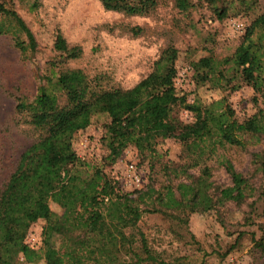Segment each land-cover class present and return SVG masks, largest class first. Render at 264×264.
Instances as JSON below:
<instances>
[{
    "label": "trees",
    "instance_id": "16d2710c",
    "mask_svg": "<svg viewBox=\"0 0 264 264\" xmlns=\"http://www.w3.org/2000/svg\"><path fill=\"white\" fill-rule=\"evenodd\" d=\"M20 1L28 10L39 6L38 0ZM195 1L206 3L219 20L226 18L231 8L228 0ZM98 2L105 10L144 15L157 0ZM131 31L136 35L140 29ZM1 34L10 35L22 54L35 49L31 30L4 0H0ZM52 48L57 58L48 63V72L42 75L34 96L29 101L20 98L16 104L37 136L18 156L0 190V264H18L20 258L44 264H168L148 247L138 229L145 215L160 214L183 223L191 213L208 212L228 202L239 205L251 196L247 179L217 150L244 148L245 138L264 139V12L245 28L230 56L216 59L206 54L191 61L195 84L207 81L211 87L229 92L242 85L251 89L256 111L242 120L225 97L188 103L183 95H172L166 105L135 114L145 99L172 90L178 72L173 46L161 49L154 69L126 89L95 86L82 69L62 67L66 60L79 58L81 48L68 45L59 33ZM175 105L191 112L192 120L184 122L173 115ZM98 114L108 119L101 136L106 149L103 164L90 163L69 151L74 133L88 127ZM167 138L179 144V158L187 169L178 181L158 187L147 183L126 192L104 168L107 164L110 170L115 169L127 147L142 159L151 157L156 144ZM252 156L264 169V143ZM213 158L229 175V184L214 185L210 180L207 163ZM80 166L90 171L79 170ZM54 182L58 186L49 193L48 201L57 205L59 212L40 200L44 189ZM37 221L42 224L39 244L34 247L26 242V236ZM253 246L264 254L261 239L253 241Z\"/></svg>",
    "mask_w": 264,
    "mask_h": 264
},
{
    "label": "rangeland",
    "instance_id": "374dc122",
    "mask_svg": "<svg viewBox=\"0 0 264 264\" xmlns=\"http://www.w3.org/2000/svg\"><path fill=\"white\" fill-rule=\"evenodd\" d=\"M38 2L36 9L28 10L20 0H4L31 30L35 49L22 54L13 46L10 35H0V190L13 172L18 156L37 136L25 116L16 110V104L20 98L32 99L42 75L48 72V63L57 58L52 48L56 33L68 45L81 48L80 57L66 60L62 67L82 69L94 79L92 84L101 88H129L154 69L161 49L173 46L177 50L178 72L172 90L145 99L135 114L166 105L172 95H183L188 103L195 99L208 103L225 97L239 120L256 111L252 91L247 86L229 92L213 88L207 81L195 84L191 61L206 54L216 59L230 56L245 28L264 12V0H228L231 8L222 20L213 15L206 3L195 0H157L154 8L144 15L105 10L98 0ZM236 21L242 22L244 28L237 29ZM134 27L140 29L139 34L133 35ZM173 115L184 122L192 120V113L178 105L173 107ZM107 121L102 114L94 115L88 127L74 133L69 151L90 163H105L106 149L101 136ZM245 141L244 148L217 150L231 160L252 188L251 196L242 204L228 202L208 212L191 213L183 223L160 214L145 215L138 222L148 247L160 260L168 264H264V254L253 246L257 239L264 242V169L252 156L262 149L264 139L245 138ZM155 150L154 155L142 159L132 147H127L115 169L110 170L107 164L104 168L120 185L121 170L126 163L142 169V186L150 183L158 187L182 179L187 169L179 158V144L162 139ZM207 166L211 168L210 180L214 185L230 183L229 175L215 158ZM79 170L90 168L80 166ZM188 172L197 174L198 170ZM57 186V182L49 184L40 196L55 212L59 208L48 198ZM41 224L42 221H37L29 227L26 236L29 245L38 246ZM18 264L44 263H27L20 258Z\"/></svg>",
    "mask_w": 264,
    "mask_h": 264
},
{
    "label": "built area",
    "instance_id": "2783aa9c",
    "mask_svg": "<svg viewBox=\"0 0 264 264\" xmlns=\"http://www.w3.org/2000/svg\"><path fill=\"white\" fill-rule=\"evenodd\" d=\"M234 26L240 30L244 28V24L240 21H236ZM142 174V169L138 168L137 165L134 163H126L120 174L122 179L121 187H123V190L131 192L139 189L141 186Z\"/></svg>",
    "mask_w": 264,
    "mask_h": 264
}]
</instances>
